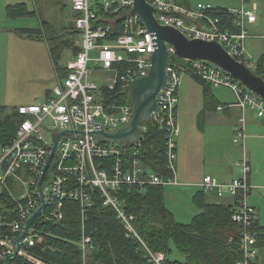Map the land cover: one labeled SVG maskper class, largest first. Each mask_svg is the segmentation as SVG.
<instances>
[{
    "label": "built area",
    "instance_id": "obj_1",
    "mask_svg": "<svg viewBox=\"0 0 264 264\" xmlns=\"http://www.w3.org/2000/svg\"><path fill=\"white\" fill-rule=\"evenodd\" d=\"M72 9L78 13L74 18L79 31L78 52L67 61V75L63 81L51 89L43 102H33L17 107L22 117L15 136L0 152V194L8 197L0 199L7 215L0 214V264L14 250V240L22 231L26 220L40 206L36 189L39 176L58 132L75 131L61 136L57 151L45 171L42 192L45 208L40 213L42 222H58L62 218L63 199L68 197L79 201L81 213L85 215L91 204V190H98L102 203L111 207L116 218L127 233L136 236L143 244L148 260L152 264L166 263L163 252H153L147 248L135 231L134 215L126 212L117 192L121 185L144 187L150 184L177 183L176 147L179 135L178 87L182 73L193 74L212 87H227L235 97V105L241 114L234 128L232 140L242 148V156L236 161L239 173L229 181H221L205 175L200 182L204 191L217 196L229 195L236 200V208L231 219L241 230L239 235L240 258L234 264H261L258 260L257 233L253 224L257 220V210L247 203V196L256 188L249 180L250 157L245 149V111L252 110L264 121V100L245 88L235 77L203 60L181 59L172 61L166 67V86L157 94V108L148 121L155 123L165 134V159L168 174L160 176L147 168L139 157L141 139L146 129L142 124L141 138L128 143L99 142L88 131L98 126L114 131L125 124L131 115V106L119 103L114 96L103 102L99 97V86L109 90L117 89V95L127 92L128 82L145 75L150 65V54L154 50L153 35L147 30L139 16L131 12L132 0H69ZM237 8L227 10L235 16L236 32L221 30L219 20L205 11L213 6L199 2L194 8L185 7L175 0H146L158 12L160 23L180 29L188 37L217 40L238 60L250 65V57L245 54V40L248 38L247 23L256 21V6L247 0H240ZM114 18L120 21L115 29ZM103 20L107 24L95 23ZM112 40L106 37L115 33ZM175 53L169 47V55ZM123 64V69H120ZM107 73V74H106ZM105 75L102 78L101 75ZM96 158H112L111 173L96 164ZM71 174L75 176L70 177ZM73 183V186H70ZM21 186L22 188H20ZM10 199L12 207L8 206ZM13 217L8 221L7 217ZM84 218V217H83ZM3 228H6L4 231ZM41 230L30 225L20 241L18 256H25L27 249L42 242ZM90 237H81L83 262L90 248ZM15 257V258H16ZM15 258L11 261L14 263Z\"/></svg>",
    "mask_w": 264,
    "mask_h": 264
},
{
    "label": "trees",
    "instance_id": "obj_2",
    "mask_svg": "<svg viewBox=\"0 0 264 264\" xmlns=\"http://www.w3.org/2000/svg\"><path fill=\"white\" fill-rule=\"evenodd\" d=\"M176 2L190 8L192 0H175ZM72 21L66 26L64 33L70 37L57 43V50L70 49V59L78 52L79 46L74 41L79 40V31L75 27L74 18L78 16L71 4ZM227 7L213 6L205 12L212 18L219 20L218 26L221 30L236 32L235 16ZM5 14L8 18L34 17L37 13L28 8L25 2H16L5 6ZM107 22L103 20L95 23ZM115 29L121 28L118 18H114ZM41 26L47 30H54V26L45 19L41 20ZM30 37H36L38 32L34 29H19ZM115 33L106 38L112 40ZM49 39L55 40V35L49 33ZM78 42V41H77ZM171 61L182 58L175 53L169 55ZM54 68L57 72L59 83L67 75L66 63L57 62L54 56ZM120 64V69H123ZM250 68L264 78V51L250 65ZM196 80L203 84V93L206 106L213 102L211 94L212 86L204 80L191 74ZM99 97L103 102L110 101L114 96L119 103H127V92L117 95L118 91L109 90L106 85L99 86ZM22 117L17 110L9 115L0 116V146H6L15 136L19 122ZM146 129L141 139L139 157L144 165L159 174H168L165 159V134L152 121L145 123ZM96 164L111 173L112 158H96ZM71 174L70 177H74ZM70 186H73L71 183ZM118 196L122 199L126 212L134 215L133 225L136 233L153 252H163L168 264H234L240 258L239 235L240 226L231 219L235 210L233 205L221 203H209L206 201V192L198 191L193 195L194 204L200 209L190 222H178L173 213L166 207L164 200V185L150 184L144 187H136L128 184L120 186ZM91 204L85 215L81 213L80 203L77 200L65 197L62 205V218L58 222H42L41 215L35 217L31 225L41 230L42 242L32 245L27 249L25 256L15 258L16 264H82L83 256L80 246L81 237H90V248L85 256V264H152L147 256L143 244L131 233H127L123 224L116 218L115 211L102 203L100 193L94 189L90 191ZM8 195L6 192L0 194L4 200ZM8 206L12 207L11 200L7 199ZM236 202V200H235ZM7 215L5 207L0 206V214ZM84 217V218H83ZM13 217L8 216L7 220ZM253 230L257 233L258 246L264 243V226L256 220ZM6 231V228H3ZM184 255L183 260L170 259L171 246Z\"/></svg>",
    "mask_w": 264,
    "mask_h": 264
},
{
    "label": "rangeland",
    "instance_id": "obj_3",
    "mask_svg": "<svg viewBox=\"0 0 264 264\" xmlns=\"http://www.w3.org/2000/svg\"><path fill=\"white\" fill-rule=\"evenodd\" d=\"M204 1L210 3L212 6H223L228 8H237L240 6V0ZM16 2H25L28 8L36 11L37 16L8 18L5 14V5ZM253 2L256 4V21L254 24L247 26L249 36L244 44L245 54L250 57V65H252L264 51V0H251L249 5H252ZM69 4V0H0V26L31 28L38 32L36 37H30L26 33L21 37L16 34H14V36L7 35L9 37L7 44L10 45L12 43L14 48L8 49L9 51L6 52L5 60L3 59V53L0 51V111L3 102H6L3 104L7 105V111H10L14 106L21 103L43 102L45 100V88H53V86L57 84L58 76L54 68L53 58L55 56L57 62L61 65L67 58L70 59L71 56L70 49L65 48L61 51L57 50V43L70 37L68 33H64L67 29L66 26L72 21ZM42 19L47 20L54 26V30H50L49 33L55 35V40L49 39V33L41 26ZM74 41L77 43L78 38L76 37ZM2 42L0 37V44H2ZM188 74L189 73H182L181 79L183 75ZM101 76L105 78V75L102 74ZM7 77L9 80L6 85L5 81ZM219 88L218 90L227 89L228 92L226 94L233 99L235 98L228 88ZM214 89L215 87L213 91ZM247 112L248 109L245 112L247 120L245 126V149L250 157V169H252L253 174L257 173L259 177L257 180H254V183H251L254 184L256 188L251 189L247 196V203L251 206H255L253 207L258 212L257 216L260 218L261 223H264V140L258 137V139H249L250 132ZM253 114L257 118L256 121H258V119L262 120L255 112H253ZM231 143L237 152H239V157L237 156L239 160L242 156L241 146L233 142ZM233 169L235 176H237L239 170L235 164H233ZM19 187L22 188L21 186ZM172 194L168 186H166L164 188L166 205L171 208H173L174 205L178 208V214H181L182 217H180V219L177 217V221L180 220L179 222L182 223L190 222L192 216H183L189 215L192 208L197 210V212H199L200 209L192 202L190 197H182L183 199H181V202L175 205L172 201L174 199L172 197L174 194ZM174 210L177 212V209L174 208ZM170 246L171 252L168 257L170 259L183 260L184 255L179 253L172 244Z\"/></svg>",
    "mask_w": 264,
    "mask_h": 264
},
{
    "label": "crops",
    "instance_id": "obj_4",
    "mask_svg": "<svg viewBox=\"0 0 264 264\" xmlns=\"http://www.w3.org/2000/svg\"><path fill=\"white\" fill-rule=\"evenodd\" d=\"M247 1L250 2L251 0ZM199 2L208 3L204 0H192L190 8H194ZM252 4H255V2ZM254 23L255 21L247 23V26ZM19 29L24 28L0 26V37L3 41L2 44H0V51L3 53L4 60L6 58V52L9 51L8 49L14 48L12 43L10 45L7 44V41H9V37L7 35L9 34L14 36V34H16L19 37L23 36V33H21ZM7 75L9 77L8 73ZM8 77L5 81L6 85L8 84ZM58 81L57 84H59ZM213 88H211L213 102H211L209 107H207L204 99L203 84L196 80L191 74L183 75L178 87L177 113L179 135L177 137L175 173L177 183L164 185V188L168 186L171 194H174L175 197L172 196L174 199L172 198L173 200H171L175 203V205H178V202H181V199H183L182 197H190L192 200L194 194L203 190L200 182L205 175L218 177L221 181H229L235 177L233 164L236 163L234 161L238 160L237 156L239 157V152H237L231 142H233L232 137L234 127L238 124L241 111L234 104L235 98L233 99L226 94L228 92L227 89L218 90L220 88L215 87L213 91ZM51 89L52 88H45V99L48 98ZM3 103V106H1L0 116L9 115L13 111H16L17 107L20 105H27L21 103L14 106L10 111H7V105H4ZM247 114L250 132L249 139L253 140L260 138L264 140V121L259 119L256 121L257 118L250 109H248ZM257 175V173L253 174L252 169H250V183H254V180L259 178ZM205 192L206 201L209 203L233 205L235 208L237 206L235 199L229 195L217 196L213 192ZM166 207L173 213L174 217H176L175 219H177V217H179L178 219L182 217L181 214H178V208L174 205L173 208L168 207L167 205ZM174 208L177 209V212ZM189 213V215L183 217L192 216L193 218V216L198 212L192 208ZM257 220L261 226H264V223H261L258 216ZM258 260L261 264H264V243L259 246Z\"/></svg>",
    "mask_w": 264,
    "mask_h": 264
},
{
    "label": "water",
    "instance_id": "obj_5",
    "mask_svg": "<svg viewBox=\"0 0 264 264\" xmlns=\"http://www.w3.org/2000/svg\"><path fill=\"white\" fill-rule=\"evenodd\" d=\"M132 5L131 12L139 16L154 37V50L150 54L148 72L131 79L127 84L128 103L131 106L129 120L114 131L106 130L100 126L88 131L97 141L132 145L141 138V126L149 120L150 115L156 110L157 94L166 86L168 80L166 67L172 64L169 59V47H173L175 54L180 58L203 60L214 64L231 74L245 88L264 100V78L256 74L248 64L233 56L222 43L215 39L188 37L180 29L160 23L156 18L158 10L146 0H132ZM74 131L80 135L84 134L83 130L67 129L54 135L53 145L36 186L40 206L26 220L22 231L14 240V250L5 258L4 264H11V261L18 255L21 239L26 235L35 217L45 208L42 192V185L45 184L43 182L45 171L57 151L61 136Z\"/></svg>",
    "mask_w": 264,
    "mask_h": 264
}]
</instances>
